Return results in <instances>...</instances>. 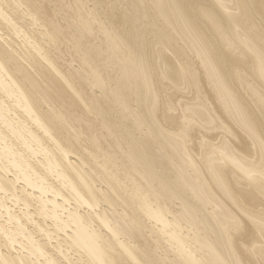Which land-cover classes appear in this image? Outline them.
<instances>
[{"label": "bare ground", "instance_id": "bare-ground-1", "mask_svg": "<svg viewBox=\"0 0 264 264\" xmlns=\"http://www.w3.org/2000/svg\"><path fill=\"white\" fill-rule=\"evenodd\" d=\"M0 264H264V0H0Z\"/></svg>", "mask_w": 264, "mask_h": 264}]
</instances>
